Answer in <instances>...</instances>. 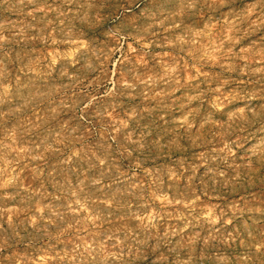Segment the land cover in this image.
Here are the masks:
<instances>
[{
  "label": "rangeland",
  "instance_id": "rangeland-1",
  "mask_svg": "<svg viewBox=\"0 0 264 264\" xmlns=\"http://www.w3.org/2000/svg\"><path fill=\"white\" fill-rule=\"evenodd\" d=\"M0 264H264V0H0Z\"/></svg>",
  "mask_w": 264,
  "mask_h": 264
}]
</instances>
